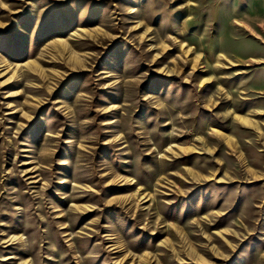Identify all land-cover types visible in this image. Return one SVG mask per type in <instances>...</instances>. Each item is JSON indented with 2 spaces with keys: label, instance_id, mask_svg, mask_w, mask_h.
I'll return each mask as SVG.
<instances>
[{
  "label": "rangeland",
  "instance_id": "rangeland-1",
  "mask_svg": "<svg viewBox=\"0 0 264 264\" xmlns=\"http://www.w3.org/2000/svg\"><path fill=\"white\" fill-rule=\"evenodd\" d=\"M0 264H264V0H0Z\"/></svg>",
  "mask_w": 264,
  "mask_h": 264
}]
</instances>
